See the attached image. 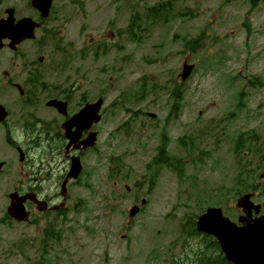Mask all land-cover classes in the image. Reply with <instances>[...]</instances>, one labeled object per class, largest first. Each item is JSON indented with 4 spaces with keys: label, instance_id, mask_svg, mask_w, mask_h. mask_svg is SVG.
Masks as SVG:
<instances>
[{
    "label": "rangeland",
    "instance_id": "rangeland-1",
    "mask_svg": "<svg viewBox=\"0 0 264 264\" xmlns=\"http://www.w3.org/2000/svg\"><path fill=\"white\" fill-rule=\"evenodd\" d=\"M63 1L68 0L59 2ZM77 1L82 6L68 8L73 13L70 26L73 38L77 32L84 33L88 49L91 38L103 49L96 57L88 55L81 63L77 82L82 87L76 94L73 110L81 107L84 98L94 101L98 95L106 94V118L97 127L99 157L94 155L86 161L84 183L88 188L84 187L81 193L82 213L69 219L62 238L66 255L61 262L53 258L54 254L47 259L52 264H170L168 258L172 255L166 249L174 257L186 259L192 256L190 248H198L195 240L188 242L179 236L180 220L192 207L185 204L186 188L193 197L205 199L219 186H225L231 177L232 158L225 159L224 152L215 155L214 160L225 170V176L189 166L183 180L166 168L149 172L148 165L157 156L161 132L169 137L168 152L172 157H184L178 146L179 139L187 135L199 136V151L207 143L212 145L216 126L220 129L226 126L230 143L243 132L256 131L264 138V86L246 87L256 78L264 81V0H258L256 9L251 5L252 0ZM169 2H174L177 12L189 13L188 17L174 18L165 24L146 22L144 34H138L135 40L125 36L134 13H140V18L145 20L148 9ZM249 26L251 35L247 33ZM203 33L201 47L196 52L183 46ZM92 50L97 53L94 47ZM189 52L190 63L200 67L187 84L179 119L173 117L168 121L171 105L161 87L178 79ZM226 77L235 84L229 94L222 92ZM76 79L72 78L71 83ZM244 91L243 102L238 106L241 100L236 103L234 96ZM136 95L138 99L144 95L142 102L134 101ZM122 99L127 100L126 105ZM135 112L154 114L157 118L142 115L134 120ZM232 113L235 116L230 124L220 123ZM212 118L218 121L215 127L207 135H201L203 122L209 123ZM127 122H132L129 135ZM224 144L226 151H232V144ZM110 163L124 168L128 176L125 184L113 186L118 179L109 180ZM151 180L156 183L152 190ZM257 182L263 191L256 202L264 204V182ZM140 183L143 187L138 189ZM127 188L133 189L130 194ZM143 198L149 201L147 208L128 227L129 210ZM4 216L2 212L0 217ZM30 233L24 229L0 228V264H33L39 254L29 249ZM124 234L126 240L122 239ZM21 246L24 254L17 252ZM152 249L156 252H151Z\"/></svg>",
    "mask_w": 264,
    "mask_h": 264
},
{
    "label": "flooded vegetation",
    "instance_id": "flooded-vegetation-1",
    "mask_svg": "<svg viewBox=\"0 0 264 264\" xmlns=\"http://www.w3.org/2000/svg\"><path fill=\"white\" fill-rule=\"evenodd\" d=\"M56 3L55 0L49 16L43 18L31 2L16 0L17 21L34 20L39 25L36 31L39 34L19 45L14 53L8 46L0 49V67L7 69L2 75L16 91L15 97L4 95L1 99L7 116L0 123V196L25 199L24 206L30 214L28 225L44 236L51 234L53 219L62 227L66 217L62 186L68 156L56 158L55 154L67 145L66 129L71 120L68 114H60L49 103L60 101L69 109L70 99L76 96L74 90L80 89L77 81L68 88L69 79L63 77L65 71L61 68L60 54L65 51L53 42L54 36L67 40L66 29L69 32L64 9L57 8ZM4 18L5 12L0 14V20ZM84 44L85 41L77 48L81 54L88 49ZM14 54L16 63L9 57ZM76 77L80 79L79 75ZM52 111L57 118L52 117Z\"/></svg>",
    "mask_w": 264,
    "mask_h": 264
},
{
    "label": "water",
    "instance_id": "water-1",
    "mask_svg": "<svg viewBox=\"0 0 264 264\" xmlns=\"http://www.w3.org/2000/svg\"><path fill=\"white\" fill-rule=\"evenodd\" d=\"M192 69L185 68L184 74L182 76L183 80H185ZM100 110V104L92 107H87L80 115H78L72 122L84 120L85 118L90 121L88 123H84L83 127H80V133L85 130L91 128L92 122H99L100 117L98 116ZM95 144V139L91 138L88 143L85 145V149L92 147ZM80 170L79 162H75L73 164L72 171L69 175V178H77ZM201 229L211 232L216 235L220 239L222 238L225 243L229 242V239L233 236H237L238 232L235 228L222 218L221 213L217 211H210L208 215L203 217L199 223ZM261 228H264V219L258 223L257 230L259 231ZM238 241L240 242L239 251L234 249L233 247H227L225 252L231 260H234L238 264H264V258H260L261 254H264V233L263 232H253L249 236L242 235L238 237ZM242 252V253H241ZM245 256H244V255ZM249 255H253L256 259L246 258Z\"/></svg>",
    "mask_w": 264,
    "mask_h": 264
},
{
    "label": "trees",
    "instance_id": "trees-1",
    "mask_svg": "<svg viewBox=\"0 0 264 264\" xmlns=\"http://www.w3.org/2000/svg\"><path fill=\"white\" fill-rule=\"evenodd\" d=\"M174 93H176V91H174ZM240 148H242V145H240ZM163 152H164V151H163ZM163 164H165V165H170V164H169V161H166V160H163ZM192 221H193V220H192ZM192 230H193L192 233L194 234V231H195V230H194V227H192ZM205 260H206V259H203V261H205ZM223 261H224V260H223Z\"/></svg>",
    "mask_w": 264,
    "mask_h": 264
},
{
    "label": "bare ground",
    "instance_id": "bare-ground-1",
    "mask_svg": "<svg viewBox=\"0 0 264 264\" xmlns=\"http://www.w3.org/2000/svg\"><path fill=\"white\" fill-rule=\"evenodd\" d=\"M154 174V173H153ZM59 192V191H58Z\"/></svg>",
    "mask_w": 264,
    "mask_h": 264
}]
</instances>
